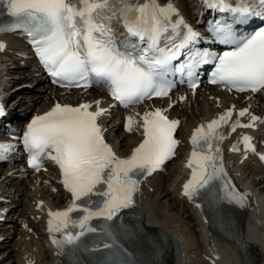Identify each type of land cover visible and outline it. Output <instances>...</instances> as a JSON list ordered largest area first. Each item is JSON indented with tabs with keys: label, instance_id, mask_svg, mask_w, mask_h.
<instances>
[{
	"label": "snow or ice",
	"instance_id": "1",
	"mask_svg": "<svg viewBox=\"0 0 264 264\" xmlns=\"http://www.w3.org/2000/svg\"><path fill=\"white\" fill-rule=\"evenodd\" d=\"M204 2L210 10L232 14V22L213 21L209 29L214 42L228 45L230 50L217 54L198 47L201 34L182 19L173 20L178 15L176 9L163 6L158 0H81L79 6L67 0H0L11 18L9 23L0 24V33H24L54 83L85 88L102 84L124 107L153 96H167L171 85L166 77L173 70L186 73L190 87L195 89L197 69L204 65H213L210 83L238 92L264 91V28L249 36L239 35L234 28L250 17H264V0ZM114 15L121 18L128 35L138 44L129 41L124 46L117 45L111 25ZM3 48L0 44V50ZM91 107L87 103L77 107L57 103L33 118L23 134L27 163L38 171L44 159L53 161L61 170L63 186L72 196L68 209L49 212V231L64 232L62 240L53 238V244L61 249L71 246L73 253L81 248L99 251L101 245L89 248L82 238L100 232L108 241L102 248L110 250V256L97 264H109L113 258L116 264H132L119 243L121 229L108 222L134 205L139 177L150 175L173 157L179 143L174 138L179 121L169 120L160 109L144 113L143 142L131 156L121 159L105 142L97 122L107 109L100 107V101H96L95 111H90ZM246 112L247 109L240 111L239 116ZM231 116L229 110L207 124V131L201 125L193 132V151L187 164L192 175L183 190L189 199L203 197L212 204L219 200L244 205L247 194L240 193L225 179L221 149L213 144V140L224 138L217 135L216 129L221 123L227 124ZM256 119L252 117L253 122ZM134 123L129 116L126 130L132 131ZM252 126L237 121L230 129L234 132L237 127ZM243 141L249 147L250 137H243ZM11 147L0 143V157ZM231 150L239 149L233 146ZM75 212L81 214L72 218L70 214ZM94 219L105 223L98 229L91 224ZM70 223L79 231H64Z\"/></svg>",
	"mask_w": 264,
	"mask_h": 264
},
{
	"label": "bare ground",
	"instance_id": "2",
	"mask_svg": "<svg viewBox=\"0 0 264 264\" xmlns=\"http://www.w3.org/2000/svg\"><path fill=\"white\" fill-rule=\"evenodd\" d=\"M190 0H178L183 12L191 16V9L194 7ZM12 43L14 40L9 38ZM16 41V40H15ZM6 61H10L6 63ZM21 59L14 57V52L8 48L4 54L0 53V96L5 100L13 95L8 87L15 79L23 80L18 84L20 92L16 96L25 101L29 99L35 112L47 110L55 102L91 99L93 95L78 94L71 92L61 94L59 90L42 86L41 76L33 77L28 68L30 65H20ZM10 70L18 71L19 75H11ZM38 79V86L34 82ZM34 94L24 95V92ZM258 104L264 110V97ZM28 102V101H26ZM251 103L245 101L242 96L234 97L222 91H200L195 99L188 98L185 102L172 108L170 113L181 119L178 135L181 144L178 148L179 156L172 160L167 167V173L148 180L143 187L142 223L149 227L147 230H154L160 227L169 232L173 241L172 251L167 257L168 264H247L238 243L228 239L216 232H210L201 222L199 210L179 195L180 182L184 177L183 161L181 158L187 143L190 142L191 129L198 123L224 112L226 109L235 110L237 106L243 107ZM147 105L140 107L139 111L145 112ZM109 138L113 141L120 153L127 154L137 140V133L123 134L118 130L116 124L111 123ZM181 155V156H180ZM241 176L248 178L257 194L258 202L246 214L245 230L242 240L248 243L250 252L256 257L254 264H264V173H259L251 163H244L237 170ZM13 171L6 169L0 171V188L6 187L5 192L10 196V215H8L9 226L13 231L0 228L1 235L5 238L0 242V264H68L66 256L68 250L62 251L56 244L52 243L53 238H46L45 217L49 211L63 206L66 201V193L58 186L56 180L45 183L44 174H32L29 178L17 180L11 174ZM5 184V185H4ZM9 185V187H8ZM151 189V190H150ZM21 217V221H12L13 215ZM154 227V228H150ZM217 235H215V234ZM140 234L137 231V235ZM50 240L51 245L48 243ZM213 239H217L216 248L220 258L214 254L215 247L212 246ZM140 243L147 249L149 245L144 241ZM212 258V259H210ZM210 259V260H209Z\"/></svg>",
	"mask_w": 264,
	"mask_h": 264
},
{
	"label": "rangeland",
	"instance_id": "3",
	"mask_svg": "<svg viewBox=\"0 0 264 264\" xmlns=\"http://www.w3.org/2000/svg\"><path fill=\"white\" fill-rule=\"evenodd\" d=\"M12 75H14V74H12Z\"/></svg>",
	"mask_w": 264,
	"mask_h": 264
}]
</instances>
